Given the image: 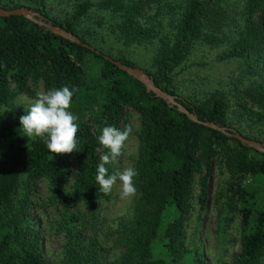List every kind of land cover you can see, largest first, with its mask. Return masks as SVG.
<instances>
[{"label":"trees","instance_id":"16d2710c","mask_svg":"<svg viewBox=\"0 0 264 264\" xmlns=\"http://www.w3.org/2000/svg\"><path fill=\"white\" fill-rule=\"evenodd\" d=\"M229 1L80 0L70 18L51 19V25L76 35L79 43L23 15L0 16V108L10 106L18 93L33 97L31 85L39 82L43 93L74 87L77 91L70 111L78 117L80 142L79 151L53 156L43 141L24 136L20 115L12 117L0 110V147L6 144L0 151V264H166L164 258L154 257L152 247L161 236L163 213L168 207L177 212L162 233L164 246L176 254L195 175L199 174V200L203 202L206 178L216 161L233 180L226 205L241 215L240 252L230 264H261L264 207L255 210L257 191L248 190L242 181L246 175H264V153L250 158L248 147L228 133L237 125L243 137L264 144L263 129L251 136L241 129L243 124L264 127V0H233L239 9L232 12ZM152 6L155 12L146 13ZM0 7H24L47 16L46 0H0ZM93 8L115 17L109 30L120 34L125 44L155 41L152 66L143 71L175 103L147 90L116 62L138 67L136 63L102 53L76 32ZM102 23L100 19L98 26ZM92 31L87 27V33ZM222 42L226 45L217 58L238 61L232 85L200 97L177 91L176 68L186 61L193 46L205 43L214 48ZM86 54L98 62L95 72L86 67ZM129 109L140 119L134 163L137 193L131 213L119 217L114 226L106 225L98 204L109 195L99 191L95 176L107 149L98 137L105 126L123 130L120 121ZM205 123L225 127V132ZM106 167L111 174L110 165ZM42 184L45 192L40 189ZM255 211L256 221L251 225ZM38 214L45 216V226L36 220ZM44 230L62 241L58 261L43 255ZM115 249L119 254L112 258Z\"/></svg>","mask_w":264,"mask_h":264},{"label":"rangeland","instance_id":"374dc122","mask_svg":"<svg viewBox=\"0 0 264 264\" xmlns=\"http://www.w3.org/2000/svg\"><path fill=\"white\" fill-rule=\"evenodd\" d=\"M77 1L80 0H46L45 10L47 16H42L41 21L49 24H51L52 20L58 22L65 21L70 18ZM91 1L95 2L97 0ZM229 2V10L231 12L239 9L238 5L233 3V0ZM154 8L155 6H152L146 9L145 12L153 14L155 12ZM93 9L90 12L88 20L83 18L76 26V32L83 36L84 39L86 37L92 43L93 48H97L106 55L110 54L113 57L123 56L136 63L138 68H151L155 55V41L152 43L145 41L142 43L125 44L120 34H113L109 30V24L115 17L108 11ZM29 11L36 13L32 10ZM161 14L165 19L168 18L167 13L162 11ZM100 19H103L104 23L98 26ZM87 27L93 28L92 33L86 32ZM225 34H229L227 29ZM74 36L79 39L76 35ZM225 45V42H222L218 47L211 48L205 43L195 44L186 61L176 68L174 84L177 86V91L190 97H200L204 92L216 88L227 89L230 84L232 85V79L238 74V61L234 59L220 60L217 58L218 53L225 48ZM262 58L264 62V54ZM85 60L86 67L91 68V71L95 72L99 66L96 59L91 54H86ZM31 88L34 92L33 97L18 93L10 106H2L0 108L1 112L9 113L12 117L26 115L30 106L38 98V94L43 93L41 82L31 85ZM231 103L233 104V97L230 100ZM124 115V119L120 123L123 128L126 125H130L133 131L129 136L127 148L123 155L119 157L115 164L110 165L111 173L115 170H123L126 167L134 168L138 154L137 134L140 127L139 115L132 109H129ZM231 120L235 123L236 117L231 115ZM241 129L244 130V133H250L249 136H251L254 133H258L257 131L264 130V127H248L246 124H243ZM230 130L231 132L239 133L240 128L234 125ZM256 142L264 147L263 143ZM5 147L6 144L1 145L0 151H3ZM247 147V155L250 158H257L259 156V151L253 147ZM232 184L233 180L224 169L223 164L216 161L208 172L206 178L207 195L203 202H201L199 200L201 189L199 174H196L193 183L191 207L186 213L180 227L179 242L175 245L178 251L176 254H173L164 246L165 239L162 237V233L170 222L177 217L176 210L173 207H168L162 217L161 236L152 244L154 257L164 258L166 264H197L199 261H203L205 264H230L240 252V233L242 230L240 213L229 209L226 205V199L231 195ZM242 185L248 190L257 191L255 210L262 209L264 207V175H246L243 178ZM40 189L42 192H45V184L40 185ZM133 199L134 196L121 199L119 186H117L107 198L99 202L100 219H105L106 225L114 226L119 217L131 213ZM37 217L36 220L38 219L45 226V216L38 214ZM256 217L255 211L251 217V225L255 223ZM42 234L44 237L42 242L43 255L50 261L60 260L62 257L61 239L52 236L51 231L44 230ZM105 245L109 246L108 244ZM118 254L119 251L116 249L111 251L112 258L118 256ZM261 264H264V259Z\"/></svg>","mask_w":264,"mask_h":264},{"label":"clouds","instance_id":"9594fccd","mask_svg":"<svg viewBox=\"0 0 264 264\" xmlns=\"http://www.w3.org/2000/svg\"><path fill=\"white\" fill-rule=\"evenodd\" d=\"M76 91L74 87L63 86L38 94L27 114L20 117V129L24 136L28 140L43 141L53 156L80 150L79 124L76 123L78 117L70 111ZM132 131L130 125H126L123 130L111 125L101 130L98 140L107 152L100 156L95 180L104 195H110L117 186L121 199L133 197L137 193L134 178L138 172L133 167L115 170L111 174L106 167L115 164L123 155ZM100 151L97 148V152Z\"/></svg>","mask_w":264,"mask_h":264},{"label":"water","instance_id":"95a60500","mask_svg":"<svg viewBox=\"0 0 264 264\" xmlns=\"http://www.w3.org/2000/svg\"><path fill=\"white\" fill-rule=\"evenodd\" d=\"M11 14L23 15V16L27 17L28 19H31L35 22H38L39 24L45 25L53 33L79 43V39L76 38L72 33L67 32L64 29H61L60 27L51 25L49 23H43L41 21L42 16L40 14L31 13L28 9H26L24 7L12 9V10L3 9L0 7V16H7V15H11ZM116 63L120 69L126 71L128 74H130L131 76H133L137 80L141 81L146 86L147 90H152L155 92L156 95L163 97L164 99H166L167 101H169L171 103H175V101L171 95L162 91L161 89L157 88L154 85L152 79L143 71V69L138 68V67H129L127 65H123V64H120L118 62H116ZM178 107L181 111L185 112L192 120H197V118L194 115L188 113L183 107H181L180 105ZM205 124L208 126L216 127L219 130H221L222 132H225V128L215 126L213 123H205ZM228 135H231V136L239 139L241 141V143H243L244 145L249 146V147H253L257 151L264 153V147L261 146L256 141L244 138L239 133H236V132L235 133L234 132L228 133Z\"/></svg>","mask_w":264,"mask_h":264}]
</instances>
